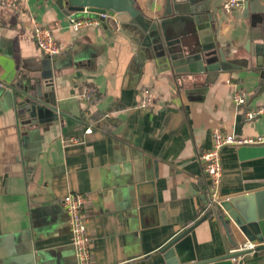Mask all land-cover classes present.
I'll use <instances>...</instances> for the list:
<instances>
[{
    "label": "crops",
    "instance_id": "1",
    "mask_svg": "<svg viewBox=\"0 0 264 264\" xmlns=\"http://www.w3.org/2000/svg\"><path fill=\"white\" fill-rule=\"evenodd\" d=\"M252 1L264 8V0ZM199 2L212 15L216 46L233 60L206 85L178 84L117 30H72L55 0H21L26 14L0 4V264H75L60 202L67 192L83 197L91 264H164L160 249L189 226L196 259L236 247L213 213L198 220L211 206L198 153L209 147L213 127L237 137L264 133V113L243 116L264 103V68L246 49L251 40L243 3L225 12L221 0ZM163 3L134 0L147 17L159 15ZM26 15L52 28L58 54L37 48ZM256 26L264 36V21ZM35 81L57 117L26 125L11 92ZM88 86L92 93L81 96ZM144 88L151 99L142 107ZM234 89L245 92L242 105L231 100ZM220 163V201L247 202L264 187V142L224 145ZM238 259L264 264V248L231 262Z\"/></svg>",
    "mask_w": 264,
    "mask_h": 264
},
{
    "label": "water",
    "instance_id": "2",
    "mask_svg": "<svg viewBox=\"0 0 264 264\" xmlns=\"http://www.w3.org/2000/svg\"><path fill=\"white\" fill-rule=\"evenodd\" d=\"M250 1V4H249ZM69 16H94L83 12L107 10L111 17L101 23L104 28L117 30L126 35L139 47L147 59H154L160 69H167L178 84L190 81L206 85L219 71L232 67L233 60L227 52L217 47L212 35V15L206 3L199 0H164L162 10L157 16H144L135 7L134 0H55ZM243 15L249 21L251 46L246 47L258 67L264 68V36L256 24L264 21V8L257 1L243 0ZM262 72V70L260 71ZM202 78L201 81H199ZM11 92L12 104L22 123L31 125L56 119L57 111L52 106L48 93L41 90L39 82L28 88H14ZM0 87V97L4 94ZM153 175V174H152ZM152 175L148 172L146 182ZM150 184V183H149ZM250 201L241 199L222 200L212 203L208 211L198 220L213 213L222 226L225 237L233 248L210 257L196 259L186 227L176 234L160 251L164 264H233L232 257H240L252 249L264 248V187L248 195ZM253 199V202H252ZM218 206L225 214L219 212ZM256 240L252 247H244L246 241ZM236 264H241L238 259Z\"/></svg>",
    "mask_w": 264,
    "mask_h": 264
},
{
    "label": "built area",
    "instance_id": "3",
    "mask_svg": "<svg viewBox=\"0 0 264 264\" xmlns=\"http://www.w3.org/2000/svg\"><path fill=\"white\" fill-rule=\"evenodd\" d=\"M243 0H221L220 8L222 11H229L235 7H241ZM1 5L11 7L19 12L26 14L21 6V0H0ZM83 12H91L94 16H68V25L72 30H77L87 26L101 25L111 17L107 10H90L83 7ZM30 24L31 35L37 48L46 56H54L59 53L60 48L56 42L52 28L43 25L35 20L31 15H26ZM92 87L88 86L82 89L81 96L88 97L92 93ZM151 93L147 88L142 89V96L139 106H146L150 103ZM246 94L244 91L234 89L231 92V100L235 105L245 103ZM264 113V103L254 105L252 108L243 110L245 119L253 118L256 115ZM264 142V133L254 137H237L232 133L223 131L218 127H213L210 131V145L207 149L198 153V160L201 163L202 171L207 175L208 183L206 186V207L212 203H218L219 187L221 183V163L220 150L227 144H241ZM61 205L68 215L70 240L74 247L75 264H91L90 263V237L86 228V219L82 213L83 197L80 193L67 192L61 197ZM254 243H243L244 247H252ZM234 257L231 258L233 260Z\"/></svg>",
    "mask_w": 264,
    "mask_h": 264
},
{
    "label": "trees",
    "instance_id": "4",
    "mask_svg": "<svg viewBox=\"0 0 264 264\" xmlns=\"http://www.w3.org/2000/svg\"><path fill=\"white\" fill-rule=\"evenodd\" d=\"M18 84H19V86L20 85L22 86V80L20 78L18 79Z\"/></svg>",
    "mask_w": 264,
    "mask_h": 264
}]
</instances>
